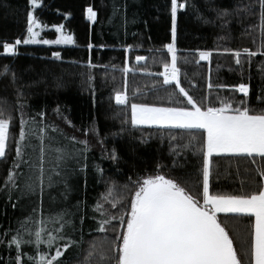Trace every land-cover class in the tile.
Segmentation results:
<instances>
[{
  "label": "trees",
  "instance_id": "1",
  "mask_svg": "<svg viewBox=\"0 0 264 264\" xmlns=\"http://www.w3.org/2000/svg\"><path fill=\"white\" fill-rule=\"evenodd\" d=\"M178 3L186 5L177 10L174 42L180 86L205 107H219L222 101L235 107L246 100L256 111L264 109L259 0ZM88 7L97 14L94 20L88 19ZM29 11L40 21L41 36L54 38L55 26H61L74 42L21 43L15 53H4V42L29 37ZM169 43H173L171 0H40L36 6L30 0H0V110L4 118L11 117L6 156L0 158V264H40V255L51 259L57 247L63 256L54 264H84L90 242L98 249H110L119 221L106 225L103 232L100 221L123 214L130 199L120 197L130 198L138 186L133 182L147 175L175 179L203 202L202 130L131 124L132 103L187 106L175 81L165 85L160 75L163 64L171 63L165 47ZM244 48L257 54L249 57ZM198 50L210 51V59L201 60ZM235 51H241L240 64ZM57 52L59 57L53 56ZM137 56L145 59L137 61ZM240 83L249 84L247 96L231 87ZM117 91L126 93L125 103H117ZM21 119L27 122L26 139L18 159ZM41 136L43 184L38 167ZM113 150L117 159L112 158ZM10 169L17 174L16 187L5 185ZM260 171L264 158L255 154L213 155L210 192L257 191L264 179ZM27 183L34 190L28 191ZM113 183L111 198L104 200L102 194ZM98 203L107 215L97 210ZM57 214H63L64 221L59 233L55 230L61 221L52 219ZM217 215L244 264H250L253 216ZM41 227L45 231L37 245L35 231ZM49 231L80 243L64 250L66 241L58 239L49 247L44 243ZM17 232L24 241L19 249L9 244ZM91 264H97L96 258Z\"/></svg>",
  "mask_w": 264,
  "mask_h": 264
},
{
  "label": "snow or ice",
  "instance_id": "2",
  "mask_svg": "<svg viewBox=\"0 0 264 264\" xmlns=\"http://www.w3.org/2000/svg\"><path fill=\"white\" fill-rule=\"evenodd\" d=\"M261 6V28L264 30V0H259ZM40 0H30L32 6H36ZM184 3L178 0H171L172 35L173 43L165 45L171 53V63L163 64V76L165 85L175 81V86L179 92L187 97V106L166 107L157 104L132 103L131 104V124L137 125H158L172 126L180 129L195 132L202 130L203 144L202 151V203L196 196L190 194L185 187L175 179H171L162 174L147 175L139 181L133 183L138 186L131 193L130 198L120 197V201L130 199L128 207L123 214L110 215L107 219L100 221L99 231H106V225L112 221H119V230L115 239L111 242V248L98 249L96 243H89V250L85 256L84 264H91L96 258L97 264H111L115 259V264H244L238 250L234 246L226 227L218 217V213L246 214L254 217L252 224L250 241V264H264V184L257 191L242 194H220L210 192V176L213 154H253L264 158V109L256 111L246 100L238 102L233 107L231 101L221 102V106H203L189 95L180 86L179 69L177 68V56L174 48L176 36V19L178 8H185ZM226 11V10H225ZM88 19L94 20L96 12L92 7L87 9ZM27 32L31 38L24 40L17 39L15 43H3L4 53H15L16 45L36 42L34 38L38 35L33 31L35 25L39 24L32 11L27 15ZM60 31L61 26H55ZM73 38L63 34L57 36L55 40H44L45 44L73 43ZM91 47V45H89ZM264 47V45H262ZM199 51V50H198ZM231 51V50H228ZM243 53L249 57L257 53L248 48H244ZM60 53H53L59 57ZM201 60H209L210 51H199ZM236 63L240 64L241 51H235ZM137 61L144 60L145 57L137 56ZM7 71V68L5 69ZM128 71L127 68L124 69ZM13 78H15L13 74ZM211 87V85H209ZM220 87H229L221 85ZM245 96L249 94L250 86L247 83H240L231 86ZM117 103H125L126 93L117 91L115 93ZM259 99V98H258ZM59 111V109H57ZM41 116L44 113H40ZM11 117L4 118V113L0 110V158L6 156L7 142L9 139V126ZM19 138L16 141V157L19 159L24 154L22 142L26 139V121L21 119ZM71 123V121H69ZM75 139V137H72ZM195 139V136L192 137ZM82 143L87 144V141ZM191 140L189 141V145ZM113 159H117L113 150ZM40 182L43 184V159L44 147L41 136L40 156ZM14 166L19 168V163L14 161ZM159 167V166H158ZM264 176V171H260ZM17 174L9 170L5 180V185L16 187ZM51 179V178H49ZM28 191L34 190V185H25ZM114 183L109 186L106 193L102 194L104 200H109L114 191ZM127 189L128 185H124ZM41 191L43 189L41 188ZM118 202L113 200V207H117ZM96 208L102 212L103 206L97 204ZM54 220L61 221L59 233L64 227L63 214H57ZM45 223L43 220L40 222ZM23 227V225H22ZM27 231V229H25ZM44 227L35 231V243L39 245L44 233ZM48 240L44 241L51 247L58 239H63L62 248L69 249L73 244H79L69 237L58 236L49 231ZM22 240L21 234L17 232L12 236L9 244H15L19 249ZM31 241H29L30 243ZM112 253L110 255L109 253ZM245 254H248L247 251ZM63 256L61 247H57L55 255L51 259L47 254H41L40 264H54L58 258ZM17 262L20 256H17Z\"/></svg>",
  "mask_w": 264,
  "mask_h": 264
},
{
  "label": "rangeland",
  "instance_id": "3",
  "mask_svg": "<svg viewBox=\"0 0 264 264\" xmlns=\"http://www.w3.org/2000/svg\"><path fill=\"white\" fill-rule=\"evenodd\" d=\"M42 29L43 28H41L39 25L34 26L33 31L36 32L38 35L34 38V40L36 42H31V43L43 44V45H71L72 44V43H61V44H45V43H42V41H44V40H55L57 38V36H59L61 34L65 35V36H69V34L65 33L61 28H60V31H57V28H55L56 36L54 38L48 39V37H44V36L40 35V31ZM28 38H31L30 34H29ZM130 115H131V107H130ZM143 126H158V125H143ZM160 127H172V126H160ZM223 154H226V153H223ZM230 154H232V153H230ZM213 155H216V154H213ZM222 214H225V213H222ZM227 214H233V213H227ZM106 231H107V229H106Z\"/></svg>",
  "mask_w": 264,
  "mask_h": 264
},
{
  "label": "crops",
  "instance_id": "4",
  "mask_svg": "<svg viewBox=\"0 0 264 264\" xmlns=\"http://www.w3.org/2000/svg\"><path fill=\"white\" fill-rule=\"evenodd\" d=\"M263 184H264V179H263ZM253 222H254V217H253Z\"/></svg>",
  "mask_w": 264,
  "mask_h": 264
}]
</instances>
